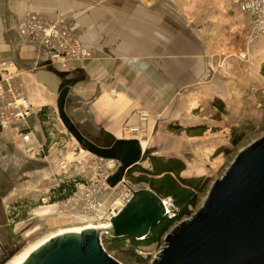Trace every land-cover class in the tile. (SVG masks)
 <instances>
[{
  "label": "crops",
  "instance_id": "0c3cea01",
  "mask_svg": "<svg viewBox=\"0 0 264 264\" xmlns=\"http://www.w3.org/2000/svg\"><path fill=\"white\" fill-rule=\"evenodd\" d=\"M207 2L0 0V62L15 65L35 109L26 130L32 140L25 147L36 151L45 146L50 136L42 112H52L58 120L56 103L66 88L64 112L89 143L97 146L136 139L141 148L151 145L152 153L158 154L151 155L183 161L182 178L204 176L198 149L218 142L215 125L224 128L229 113L239 110L245 90L246 96L253 92L246 87L244 65L240 71L232 67H240L241 37L236 42L237 55L226 61L222 57L214 60L210 47L219 17L227 21L220 25L226 28L229 22H238L237 15L245 16L233 0ZM25 12L65 21L90 50L91 58L67 71L52 66L48 52L18 32L17 24ZM231 12L234 21L228 19ZM251 54L255 59L260 53L253 48ZM205 106L225 121H208L200 115ZM58 126L59 122L54 125L56 132L63 134ZM169 126L177 129L169 130ZM198 127L205 128L203 133L196 132ZM132 128L138 132L131 133ZM164 136L167 141L176 138V147L163 152L153 148ZM223 137L228 140L227 134ZM36 157L16 146L0 128V189H21L22 179L31 181L30 175L37 171Z\"/></svg>",
  "mask_w": 264,
  "mask_h": 264
},
{
  "label": "water",
  "instance_id": "95a60500",
  "mask_svg": "<svg viewBox=\"0 0 264 264\" xmlns=\"http://www.w3.org/2000/svg\"><path fill=\"white\" fill-rule=\"evenodd\" d=\"M67 93L63 89L57 100L58 119L84 151L119 164L108 182L114 188L144 161L141 145L136 139L115 140L103 150L89 143L64 112ZM164 218L160 197L141 189L109 226L54 237L20 264H120L104 250L101 235L143 240ZM163 244L151 264H264V135L238 152L225 174L210 185L201 208L172 227Z\"/></svg>",
  "mask_w": 264,
  "mask_h": 264
},
{
  "label": "rangeland",
  "instance_id": "374dc122",
  "mask_svg": "<svg viewBox=\"0 0 264 264\" xmlns=\"http://www.w3.org/2000/svg\"><path fill=\"white\" fill-rule=\"evenodd\" d=\"M207 1L198 0V3L205 4L208 3ZM231 14L233 12L230 13L228 19L234 21ZM237 18H239L237 23L229 22V27L226 26V28L220 26L227 22L226 20L220 17L216 20L220 24H218V29L212 35L210 47L214 54V60L222 57L226 61L228 60V56L235 55L239 52L237 59L239 61L238 66L240 67L237 68L235 66L236 64L232 67H234L235 71L237 69H239L237 71H240L241 66L244 65V74L246 80H248L246 81V87L248 85L249 89H253V92H248L249 96H246L247 91L245 90L244 98L241 99L240 111L232 110L229 113L230 119L228 124L223 126L224 128L222 126L219 127V124L215 125V129L218 131L217 133H219L220 137L216 140L218 142L211 146L207 144L202 147L201 145L198 149L201 151V154L198 155V161H203L200 164L198 163V165L204 169L205 173L202 177L207 178L209 183L204 194L200 196L193 214L201 208L210 185L225 174L238 152L259 140L264 135V78L258 71L259 65L261 68L264 65V37L257 39L247 46L244 39L247 26L246 19L240 15L235 17V19ZM240 37L241 43L239 51L237 52L236 42ZM253 48L260 53L255 59L251 57L253 56L251 54ZM240 53H246V58L241 59ZM235 71L227 72L234 74ZM240 73L238 72V75ZM42 114L46 115L48 132L53 129L51 131L52 136L47 137V143L45 146H42L43 153L46 157L44 158L43 154H41L35 159L33 158L34 160H38L35 163L37 171L30 175L31 181L26 183L22 179L21 189H0V264H10L12 259L20 253L40 241L57 234V231L59 233L63 229V231H66L87 226V224L80 223V220L74 219L75 216H69L66 211L61 210L62 206L50 209L47 215H36L34 213L41 206L48 209L46 205H42L40 202L45 196L48 197V195H51L55 198L53 199L55 203L68 197L71 194L70 191L74 190V183L71 185L69 182L67 183V180L73 179L77 184L88 181L94 176L97 168V165L94 164V158L90 157L91 154L84 151L70 134L66 132L63 126H60L61 122L58 118V120L55 119L56 115L54 113L44 111ZM200 115L208 121L217 123L225 121L221 115L211 112L206 106ZM55 120L59 122L58 128L63 134H58L55 127L52 128V125H56L57 123ZM233 131H237V134L241 135V142L237 147H232L229 141V137ZM225 134H227L228 140L223 137ZM160 138H164V140L160 139V144L152 145L153 148H157L163 152L164 150L176 147V138L175 140L169 139L168 141L165 136ZM111 143L112 141L97 146L103 150H108L111 148ZM145 147L144 149V145H142L145 157L151 154L158 155L152 153L150 149L151 145H146ZM185 148L189 147L185 145ZM219 149H224L225 151L216 154ZM209 153L212 154L209 155ZM159 154L166 155L165 153ZM89 157L91 161L88 159ZM117 170L118 168L115 172ZM60 186H63L65 189ZM189 218H185L184 220H188ZM163 245L162 240L160 245L144 248L143 251H139L141 254L137 252L136 254L141 260L131 255L130 252H127V249L124 247L116 246L108 249L104 244V250L120 264H151L152 259L159 253Z\"/></svg>",
  "mask_w": 264,
  "mask_h": 264
},
{
  "label": "built area",
  "instance_id": "2783aa9c",
  "mask_svg": "<svg viewBox=\"0 0 264 264\" xmlns=\"http://www.w3.org/2000/svg\"><path fill=\"white\" fill-rule=\"evenodd\" d=\"M233 5L246 18L247 26L244 33L246 45L264 37V0H233ZM17 30L22 37L34 40L46 50L50 64L62 71L69 70L73 65H83L91 58L90 50L81 44L62 19H50L39 13L25 12L17 24ZM240 56L241 59H245L246 53H240ZM34 111L15 65L7 61L0 62V128L26 153L40 156L43 154L42 147L36 151L25 147L32 140L31 133L26 130L27 120ZM51 131L48 132L50 137ZM130 132L136 134L138 131L132 128ZM90 157L94 158V164L97 165L90 180L77 184L73 179H69L67 183L71 185L74 183V190L68 197L55 203L53 202L55 198L48 195L40 202L46 207L62 206L61 210L66 211L69 216L74 215L80 223L109 226L110 220L126 206L134 192L148 188L134 185L125 177L111 188L108 182L119 168V164L92 155ZM90 157L88 159L91 161ZM160 200L165 217L173 219L177 209L172 200L169 198ZM103 236L109 235L103 233L101 239Z\"/></svg>",
  "mask_w": 264,
  "mask_h": 264
},
{
  "label": "trees",
  "instance_id": "16d2710c",
  "mask_svg": "<svg viewBox=\"0 0 264 264\" xmlns=\"http://www.w3.org/2000/svg\"><path fill=\"white\" fill-rule=\"evenodd\" d=\"M260 74L264 78V65L260 70ZM217 105L218 101H214L213 106ZM219 110L222 111V107ZM168 129L176 130L177 128L175 126H169ZM204 130L205 128L202 127L196 128L197 133H203ZM229 141L232 147H237L241 142V135H238L237 131H233L229 137ZM224 151V149H219L216 154ZM185 169V164L180 159L148 155L139 165L129 170L125 176L127 181L134 185L147 186L160 199H171L174 207L177 209V213L173 219L165 217L150 230L149 234L143 240H135L132 238L117 239L111 238L110 236H103L101 239L103 248L104 244L108 249L116 246L124 247L127 249V252H130L131 255L141 260L136 254L137 252L143 251L144 248L153 245H160L164 236L172 227L185 218L191 217L198 205L200 196L206 191L209 181L204 177L182 178L181 174ZM61 188L65 189L63 186Z\"/></svg>",
  "mask_w": 264,
  "mask_h": 264
},
{
  "label": "bare ground",
  "instance_id": "6f19581e",
  "mask_svg": "<svg viewBox=\"0 0 264 264\" xmlns=\"http://www.w3.org/2000/svg\"><path fill=\"white\" fill-rule=\"evenodd\" d=\"M52 208H53V206L48 207V209L42 207V208H39V210L35 211L34 213L36 215H41V214L47 215L48 214V211H50V209H52ZM75 219H78V218H75ZM105 227H107V226L100 225V224L99 225H90L89 224V225H87L85 227H82V228H79V229H71V230H66V231H63L64 230L63 229L59 233L57 231V234H54V235H52V236H50V237H48V238L40 241L39 243L33 245L32 247H30L27 250H25L22 253H20L17 257H15L14 259H12V261L10 262V264H20L29 254H31L35 249H37L45 241L50 240V239H52L54 237H57L59 235H63V234H67V233H80V232H82L84 230H96V231H98L99 228H102L103 229Z\"/></svg>",
  "mask_w": 264,
  "mask_h": 264
}]
</instances>
